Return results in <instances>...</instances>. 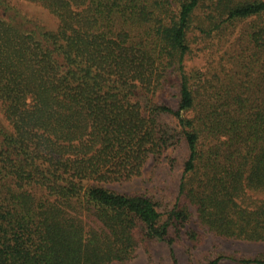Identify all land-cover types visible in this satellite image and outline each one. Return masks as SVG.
Listing matches in <instances>:
<instances>
[{"label": "trees", "instance_id": "trees-1", "mask_svg": "<svg viewBox=\"0 0 264 264\" xmlns=\"http://www.w3.org/2000/svg\"><path fill=\"white\" fill-rule=\"evenodd\" d=\"M30 1L59 25L0 0V264H126L141 235L172 244L192 208L217 236L264 243V0ZM202 7L206 65L188 70ZM172 76L177 106L155 101ZM181 141L184 204L166 218L105 186Z\"/></svg>", "mask_w": 264, "mask_h": 264}, {"label": "rangeland", "instance_id": "rangeland-1", "mask_svg": "<svg viewBox=\"0 0 264 264\" xmlns=\"http://www.w3.org/2000/svg\"><path fill=\"white\" fill-rule=\"evenodd\" d=\"M21 13L23 21L27 19L26 26L38 23L46 29H56L59 25L58 18L43 5L30 0H9ZM205 8L199 9L190 32V42L195 48L186 58L187 69L204 67L206 57L202 47L206 43L205 37L199 30ZM203 10V11H202ZM179 86L177 78L172 76L168 84L155 96V101L165 102L177 106ZM175 124L172 117L165 118ZM0 125L10 128L6 119L5 108L0 102ZM186 142L181 141L178 145L166 150L161 156L150 157L140 176L129 181L106 184L105 186L125 193H140L153 197L159 204V209L168 215V211L176 205H183L184 199L180 197V184L184 172V164L188 158ZM191 220L184 225L171 228L168 241H158L141 235L139 248L135 256L126 264H208L210 261L225 255L221 264H239L236 259L246 258L264 253V243L247 242L222 238L201 227L197 220L195 209ZM143 237V238H142ZM172 248L175 251L177 263L173 258Z\"/></svg>", "mask_w": 264, "mask_h": 264}]
</instances>
